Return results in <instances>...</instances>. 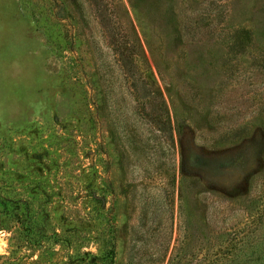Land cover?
<instances>
[{"label":"rangeland","instance_id":"374dc122","mask_svg":"<svg viewBox=\"0 0 264 264\" xmlns=\"http://www.w3.org/2000/svg\"><path fill=\"white\" fill-rule=\"evenodd\" d=\"M0 264H264V0H0Z\"/></svg>","mask_w":264,"mask_h":264},{"label":"trees","instance_id":"16d2710c","mask_svg":"<svg viewBox=\"0 0 264 264\" xmlns=\"http://www.w3.org/2000/svg\"><path fill=\"white\" fill-rule=\"evenodd\" d=\"M110 261H112V258H109Z\"/></svg>","mask_w":264,"mask_h":264}]
</instances>
